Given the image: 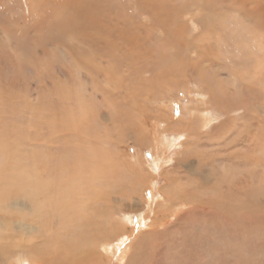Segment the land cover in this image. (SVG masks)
<instances>
[{
	"label": "bare ground",
	"instance_id": "1",
	"mask_svg": "<svg viewBox=\"0 0 264 264\" xmlns=\"http://www.w3.org/2000/svg\"><path fill=\"white\" fill-rule=\"evenodd\" d=\"M18 7L27 42L9 36ZM0 10L14 49L0 59V264H113L112 245L136 237L113 233L128 222L127 203H112L129 197L120 182L151 184L166 212L126 264L168 251L180 264H264V0H0ZM254 63L251 83L239 70ZM185 96L193 106L178 105ZM125 140L152 149L154 173L176 168L157 178L141 161L121 164ZM150 240L168 245L148 260Z\"/></svg>",
	"mask_w": 264,
	"mask_h": 264
},
{
	"label": "rangeland",
	"instance_id": "2",
	"mask_svg": "<svg viewBox=\"0 0 264 264\" xmlns=\"http://www.w3.org/2000/svg\"><path fill=\"white\" fill-rule=\"evenodd\" d=\"M124 4V2H123ZM121 4V5H123ZM125 10L128 13V15H130L131 19H136L138 23H144L145 21H142L140 19H137V15H139V13L137 12L136 7H133L131 4H124ZM20 7H18L15 11L12 10L13 12H10L9 15L5 14L3 11L0 10V14H4L7 15V17H11V21L10 23V33L11 35H9L10 37L13 36L15 38H17L18 40L21 39L22 41H30L32 40L31 38H33L31 34L32 29H30L27 25V23L25 22V20H23V12L19 11ZM134 9L136 11H134ZM2 21H0V30L4 27V24H1ZM34 23V22H33ZM25 27H27V30H25ZM3 30V29H2ZM21 31L20 32H18ZM5 33L7 34V32L5 31ZM155 33V31H154ZM8 35V34H7ZM7 36L5 35V37H3V34L0 33V40L4 41L10 48L4 47L2 48V55H0V59H7L10 58L8 56V52H12V55H14V49L11 46V44L8 42ZM151 44H153V41H158V39L154 38V36L150 39ZM20 57V56H19ZM1 62H3L2 60H0ZM262 66L264 67V63L262 64ZM259 69L260 67L254 63L253 66L249 69V70H242V69H238L239 70V74H243L245 75L244 77L246 79H248L247 81L249 82H254V79L256 78L254 76L255 70ZM21 74V72H20ZM123 91L126 93V89L125 87L122 88ZM195 94V93H194ZM194 98V99H193ZM193 98H191L190 96H185V98L183 99V101L181 103H179L178 105L183 106L184 107V103H186L185 108L188 106H193V100L196 101V96H193ZM259 103H262V101H260ZM263 104V103H262ZM264 106V105H263ZM262 105H260V107H263ZM188 116V113H187ZM258 114L255 113V117H257ZM262 116L264 117V111L262 113ZM186 117V116H185ZM184 117V118H185ZM217 118L223 119V115L218 114L216 115ZM133 141L129 140H125L123 142V146L121 147H117L115 145L116 148H114V151L116 152V156L118 157V161L122 164H136L139 163L140 161L143 162V166L144 168H147L146 171H149L152 176H156L157 178L159 177V173H166V172H170L171 170H173L174 168H176V165H170L167 166L166 168L162 169L161 171H159L158 173H154L155 171V165H154V157L151 154V148L147 147H143L142 149L140 148H135L134 144L132 143ZM125 144V146H124ZM174 151H172V153H175L177 155L176 149H173ZM114 152V153H115ZM174 156V158L177 156ZM125 157V158H124ZM122 160V161H121ZM126 162V163H125ZM172 167V168H171ZM169 170V171H168ZM157 186L162 187L163 185H165V181L164 179H160L159 181L157 180ZM120 184L122 185V190H126L127 195H129V197L125 196L122 197L120 195H113V200L112 203L114 202V200H116V202L118 201V203H127L126 205L128 206V209L125 211L126 214H128V222H127V226H126V232L122 230V232H118L115 231L113 233H116V235L118 234H124V235H129L130 234V228L134 227L135 232L133 233V237H135L133 239V237L131 238V242L130 240L127 239H123V244L121 245H117L116 242L114 243L115 245H112L111 251L113 252V255H111V263L113 264H126L130 255L133 252V247L135 246V244L137 243V240L142 238L143 236L148 235V233L150 231H152L156 225H158L159 223L157 221H154V217L157 215L159 216V218H162V214H166L165 209H164V205H163V195L159 192V191H155L154 192V187L150 184H147L143 189L141 187L140 184H136V187L134 185L127 183H122L120 182ZM121 185H117L118 187H120ZM149 185V186H148ZM135 188V189H134ZM132 190V191H131ZM131 202V203H130ZM133 208H138L137 211L132 212ZM156 210V214L152 213V211ZM118 220V219H117ZM164 222V221H163ZM162 222V223H163ZM136 224V225H134ZM122 225H124L122 223ZM131 235V234H130ZM192 236V233L187 236L190 237ZM193 238V236H192ZM194 239V238H193ZM169 240V238H168ZM195 240V239H194ZM170 242V241H169ZM196 244H198V241H196ZM168 245V243L166 241H155V240H150L148 241L145 246H144V250L143 253L148 256V260H150L153 257L154 252L159 248V247H163V249L166 248V246ZM117 246V248H116ZM128 246V247H127ZM165 246V247H164ZM197 246V245H196ZM101 248L103 246H100ZM117 249V250H116ZM101 254L104 255V257H108V253H106L104 250H100ZM166 254L164 255V258L162 260H160L159 263L156 262V264H180L181 259H179L178 257L174 258V253L171 254V251L165 252ZM117 255V256H116Z\"/></svg>",
	"mask_w": 264,
	"mask_h": 264
}]
</instances>
